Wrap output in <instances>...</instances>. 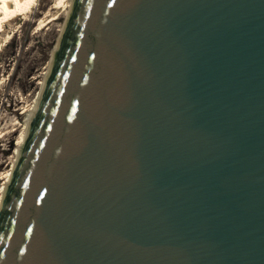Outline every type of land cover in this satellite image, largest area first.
I'll list each match as a JSON object with an SVG mask.
<instances>
[{
    "label": "water",
    "instance_id": "obj_1",
    "mask_svg": "<svg viewBox=\"0 0 264 264\" xmlns=\"http://www.w3.org/2000/svg\"><path fill=\"white\" fill-rule=\"evenodd\" d=\"M0 264H264V0H73Z\"/></svg>",
    "mask_w": 264,
    "mask_h": 264
},
{
    "label": "rangeland",
    "instance_id": "obj_2",
    "mask_svg": "<svg viewBox=\"0 0 264 264\" xmlns=\"http://www.w3.org/2000/svg\"><path fill=\"white\" fill-rule=\"evenodd\" d=\"M62 1L36 0L31 11L12 24L16 35L5 53L0 55V134L8 135L0 142V204L4 176L11 171L16 161V144L25 125L26 115H22V110L15 112L14 109L22 108L25 104L31 106L39 96L71 7L62 5L60 9L59 3L57 12L61 20L37 33L39 20L54 4ZM72 1L69 0V3ZM22 99L25 104L19 103ZM13 130L17 132L11 139L8 132ZM6 148L9 149L7 153ZM2 162L5 163L1 165Z\"/></svg>",
    "mask_w": 264,
    "mask_h": 264
},
{
    "label": "bare ground",
    "instance_id": "obj_3",
    "mask_svg": "<svg viewBox=\"0 0 264 264\" xmlns=\"http://www.w3.org/2000/svg\"><path fill=\"white\" fill-rule=\"evenodd\" d=\"M35 1L36 0H0V55H2L3 52L5 53V50H7V48L11 45L12 40L16 35V32H14L12 29V24L14 23V21L18 20V18H20V16L27 15L31 11ZM59 3H60V9H62V5H64V7H66V8H68L69 5L71 7L73 1L71 4L69 3V0H63L62 2H57L56 4H54L50 8V11L48 13H46V15L44 17L40 18L39 24L37 27V33L42 32V30L45 27H47L48 25H50L51 23H54V22L61 20V16H59V12H57L59 10ZM54 10H56V12L52 13V11H54ZM52 59H53V56H52ZM51 62H52V60H51ZM51 62H50V65H51ZM39 95H40V93H39ZM38 98H39V96L36 98V100L34 101V103L31 106H27L22 99V100H20L19 103H21V104L24 103L25 104L24 107L19 108V109L18 108L14 109L15 112L17 110L18 111L22 110V115H26L25 123H24L25 125L23 126L22 133H21L20 137L18 138V141L16 144V161L18 158V148L21 145H23V142H24V139L26 136L27 120L32 115L33 111L35 110ZM10 112H11V110H10ZM16 132L17 131H14V130L11 132H8L11 139H13ZM6 136H8V135L0 134V142H3V139ZM8 151H9V149L6 148L5 152L7 153ZM16 161L14 162L13 168L16 164ZM4 163L5 162H2L1 165H3ZM13 168L11 169V171L8 172V174L6 176H4L5 182L3 184V192H2L3 196H4L5 185L8 183V181L10 179V175H11Z\"/></svg>",
    "mask_w": 264,
    "mask_h": 264
}]
</instances>
